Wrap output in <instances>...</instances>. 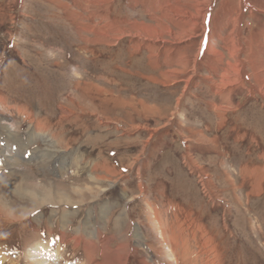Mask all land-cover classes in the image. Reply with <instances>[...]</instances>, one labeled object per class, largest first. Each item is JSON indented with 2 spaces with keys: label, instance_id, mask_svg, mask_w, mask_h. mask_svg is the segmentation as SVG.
<instances>
[{
  "label": "rangeland",
  "instance_id": "374dc122",
  "mask_svg": "<svg viewBox=\"0 0 264 264\" xmlns=\"http://www.w3.org/2000/svg\"><path fill=\"white\" fill-rule=\"evenodd\" d=\"M92 1L0 0V264H264V0ZM36 184L100 217L94 256Z\"/></svg>",
  "mask_w": 264,
  "mask_h": 264
},
{
  "label": "bare ground",
  "instance_id": "6f19581e",
  "mask_svg": "<svg viewBox=\"0 0 264 264\" xmlns=\"http://www.w3.org/2000/svg\"><path fill=\"white\" fill-rule=\"evenodd\" d=\"M107 2H110V0H94V1H92L91 2V4L93 5H97V6H101V7H103ZM91 6V5H90ZM104 8V7H103ZM177 10V9H176ZM174 12V11H173ZM101 13V12H100ZM170 13H172L171 11H170ZM97 15V14H96ZM102 15V14H101ZM101 19H103V17L101 16ZM101 26V25H100ZM99 27V26H98ZM104 27V26H103ZM105 31V29L103 28V31H102V33ZM237 35H239V32L237 33ZM207 48V47H206ZM205 50V49H204ZM201 51V50H200ZM207 51V49L205 50V52ZM204 52V53H205ZM239 57V56H238ZM239 72V71H238ZM260 91V90H259ZM27 114V113H26ZM30 114V113H29ZM39 117H41V116H39ZM32 118V117H31ZM41 119V118H40ZM69 120V119H68ZM76 120V119H75ZM34 122V121H33ZM68 122V121H67ZM28 123H31V122H28ZM46 124V123H45ZM34 125V129H39V127H40V125H39V123H37V124H33ZM37 125L39 126V127H37ZM50 126V125H49ZM45 127V126H44ZM60 128V127H59ZM71 128V127H70ZM60 129H62V130H64L62 127L60 128ZM68 131V130H67ZM3 132V131H2ZM6 132V131H5ZM10 132V135L9 136H14V134L13 133H11V131H8L7 133H9ZM65 132H66V130H65ZM68 133V132H67ZM53 137V136H52ZM100 137V136H99ZM5 139V138H4ZM8 139V138H7ZM11 139V138H10ZM68 144V143H67ZM98 145V144H97ZM80 148V147H79ZM39 152V151H38ZM79 154V153H78ZM97 154H99V153H97ZM79 155H82L83 156V158L85 157L87 160H91L90 158H91V156H88V157H86L83 153H80ZM42 156V155H41ZM44 156V155H43ZM72 156V155H71ZM46 157H47V155H46ZM81 158V157H80ZM98 158H100V156L98 157ZM44 159H46L45 158V156H44ZM75 160V159H74ZM99 160V159H98ZM39 161V160H38ZM46 161V160H45ZM84 161H85V159H84ZM7 162V161H6ZM41 162V161H40ZM64 162V161H63ZM74 162H76V160L74 161ZM8 163V162H7ZM67 163V162H66ZM81 163V162H80ZM53 164V163H52ZM40 165V164H39ZM88 165H90L89 164V161L86 163H84V167H86V166H88ZM92 166L90 167V169L91 170H93V168L95 167V168H100V169H106V167L104 166V164H103V162L100 160L97 164H91ZM100 165V166H99ZM44 166V165H43ZM58 166V165H57ZM56 166V167H57ZM40 167V166H39ZM59 167V166H58ZM62 167V166H61ZM109 167V166H108ZM63 168V167H62ZM111 168H112V166H111ZM26 169V168H25ZM86 169V168H85ZM10 174H12V173H10ZM26 175V174H25ZM17 176V175H16ZM20 177V176H19ZM67 177V176H66ZM11 179V178H10ZM74 180H75V178H74ZM60 182V181H59ZM61 183V182H60ZM68 183V182H67ZM8 184V183H7ZM55 184H56V182H55ZM63 184V183H62ZM70 184H72V183H70ZM12 186V185H11ZM18 186L19 187H15L17 190H19L20 191V188L22 189V187L18 184ZM65 186V185H64ZM52 186H46V185H41V184H36V185H34V188H36L37 189V191H39V192H41L42 194H43V196L41 197V196H36V194L37 193H35V192H37L35 189H34V191L33 192H29V190H28V192H29V195L30 196H32L33 198H36L37 197V202H36V205L35 206H33L30 210H28V211H26L25 213L27 214V213H29L30 214V212H32L33 210H36V209H38V208H41V207H44V205H47V204H52V205H69V206H71V204L72 205H77V204H79V203H84L83 201H80V202H69V201H65V197L63 196V193H61L60 194V196H59V193L60 192H58L57 190H53V188H51ZM56 187V186H55ZM71 188H69L70 189V192L71 193H73V192H80V189L78 188V187H74V186H70ZM19 191H17V192H19ZM27 191V190H26ZM59 197V199H60V201L59 202H57V201H52V200H50L51 198H53V199H56V198H58ZM64 199V201H62ZM68 199V198H67ZM207 199V198H206ZM57 202V203H56ZM64 203V204H63ZM169 205V204H168ZM167 205V206H168ZM59 208V207H58ZM67 208V207H66ZM66 208H64V207H62L61 208V210H64V211H66ZM130 208V207H129ZM128 208V209H129ZM149 208V207H148ZM152 209V208H151ZM55 210H56V208H55ZM61 210H60V212H61ZM132 210V209H131ZM68 211V210H67ZM79 211V210H78ZM134 211V210H133ZM24 213V214H25ZM57 214H59L58 212H56ZM79 213V212H78ZM131 213V212H130ZM26 214H25V216H26ZM56 214V215H57ZM67 214V213H66ZM75 215V214H74ZM78 215V214H77ZM125 215H127V212H124V214H123V211H119L118 212V214H116V220H114V222H115V225L117 226V227H122V230H124V229H129L130 227H132L131 226V224L129 223V221H128V219H127V217L125 216ZM24 216V217H25ZM76 216V215H75ZM87 216V215H86ZM98 216V215H97ZM148 216V215H147ZM155 216V215H154ZM36 217H39V216H34L32 219H30L32 222H37L38 221V219H37V221H36ZM41 217H42V219H43V221H44V223H47V221H48V215H44L43 214V211H42V215H41ZM46 217V218H45ZM63 217V216H62ZM68 217H70V216H68ZM67 217V218H68ZM142 217V216H141ZM10 218V217H9ZM11 218H14V217H11ZM66 218V217H65ZM65 218L63 219L64 221H66L65 220ZM94 218V217H93ZM130 218V217H129ZM150 219V218H149ZM50 220V219H49ZM51 221V220H50ZM49 221V222H50ZM56 221V223H58V222H60L59 221V218H57V217H54L53 218V221L52 222H55ZM94 221H95V219H94ZM132 222V221H131ZM43 223V224H44ZM55 223V224H56ZM0 224H1V222H0ZM61 224V223H60ZM68 225V224H67ZM134 225V224H133ZM179 225V224H178ZM45 228H46V230L47 229H49V227L45 224ZM69 226V225H68ZM89 226V225H88ZM157 226H158V223H157ZM156 226V227H157ZM55 227V226H54ZM60 227H61V225H60ZM80 227V226H79ZM65 229V228H64ZM136 229V228H135ZM133 230V233H137L136 231H137V229L136 230ZM160 229V228H159ZM71 230V229H70ZM90 230V229H89ZM54 232V234H55V230L53 231ZM119 232H121V231H119ZM162 232V231H161ZM164 233V235L166 234L165 232H163ZM46 234V233H45ZM136 235V234H135ZM51 236V235H50ZM76 236V235H75ZM132 236V235H131ZM127 237V236H126ZM165 237V236H164ZM169 237H170V239L171 240H173V232L169 235ZM62 238V237H61ZM78 239V238H77ZM60 240V239H59ZM84 240V239H83ZM74 241H75V239H74ZM86 241V240H85ZM126 241V240H125ZM66 242V241H65ZM79 242H80V240H79ZM79 242H76V243H79ZM72 243V242H71ZM70 243V244H71ZM58 244V243H57ZM65 244H67V243H65ZM80 244V243H79ZM72 245V244H71ZM74 245V244H73ZM90 245V242L89 241H87V242H85V244H84V246H87V247H89V248H91V246H89ZM64 246H66V245H64ZM203 246V245H202ZM4 247H6V246H4ZM68 247H69V245H68ZM127 247V249L126 250H124V251H118L117 252V255H116V257H115V259L116 258H118V260L119 261H125L126 260V257H127V254H128V246H126ZM60 248V247H59ZM150 248V247H149ZM77 249H78V247H77ZM80 249V248H79ZM93 251H94V249L93 248H91ZM185 249V248H184ZM187 249V248H186ZM183 251V250H182ZM4 252V251H3ZM60 252V251H59ZM74 252V251H73ZM85 252V251H84ZM186 252V251H185ZM27 253V252H26ZM32 253V252H31ZM63 253V252H62ZM76 254V253H75ZM114 254H116V252L114 253ZM184 254V253H183ZM186 254V253H185ZM184 254V256H186ZM86 255V254H85ZM182 255V254H181ZM25 256V255H24ZM87 256V255H86ZM91 255L89 254L88 255V257H90ZM188 256V255H187ZM186 256V257H187ZM5 257V256H4ZM3 257V258H4ZM74 257V256H73ZM88 257H87V259H88ZM197 256L195 255V257H194V259L196 258ZM29 258H32V259H30L29 261H28V264H43V263H40L41 261H43V260H37L36 259V257H34V256H31V257H29ZM199 258V257H198ZM197 258V259H198ZM86 259V260H87ZM12 263H14L13 261H11V263L10 264H12ZM45 264H48V263H45ZM125 264V263H124ZM129 264V263H128ZM213 264V263H212ZM215 264V263H214Z\"/></svg>",
  "mask_w": 264,
  "mask_h": 264
},
{
  "label": "crops",
  "instance_id": "0c3cea01",
  "mask_svg": "<svg viewBox=\"0 0 264 264\" xmlns=\"http://www.w3.org/2000/svg\"><path fill=\"white\" fill-rule=\"evenodd\" d=\"M11 133H13V132H11ZM14 134V133H13ZM9 135H10V132H9ZM15 135V134H14ZM11 137H13V136H11ZM83 205V204H82ZM50 207L49 209H48V207ZM55 206H57V207H55ZM74 206H77V205H73V207ZM44 207H47V209L49 210L48 212H49V215H48V221H47V223H45L48 227H49V229H47V231L48 232H51V231H56V230H58V232H60L58 235H59V237H58V239L57 240H55L56 238H54V240H52L53 238L51 237L50 239H49V241L50 240H52L51 241V243H52V246H53V244L55 243V246H57L58 245V247H60L61 249H63V248H67L68 247V245H69V247H68V249H70L69 251H65L67 254L66 255H68L70 258H72L73 256H76V254H77V250H76V248L77 247H83V248H80V250L81 249H83V251H85L84 252V260H86L87 259V257H88V255L90 254L91 256H94L95 254H96V252H95V249H94V251L91 249V248H89V247H87V246H84V244H85V242H87V241H89L90 242V245L89 246H93V243H92V236L90 235L91 234V232L93 231V228H92V226H94V224H96L95 225V227L96 228H94L96 231H97V233H98V235L100 234V238H99V240H103V237L101 236V233H99L100 232V228L98 227L99 226V223H97L98 221H94V218H100V217H95L94 216V214H92V216H90V214L89 215H79V213H74V214H72L73 213V211H71V210H69V209H67L66 208V211H64V210H61V208L63 207V206H61V205H53V206H49V205H46V206H44ZM59 207V208H58ZM71 207V206H70ZM55 208H56V210H55ZM65 208V207H64ZM39 209V208H38ZM60 210H61V212H60ZM68 210V211H67ZM56 212H58L59 214H57ZM119 212V211H118ZM67 213V214H66ZM57 214V215H56ZM78 214V215H77ZM99 215H101L102 216V214H99ZM63 216V217H62ZM68 216H70V217H68ZM83 216V217H82ZM54 217H57V218H59V221L60 222H58V223H56V221L55 222H52V220H53V218ZM66 217V218H65ZM68 217V218H67ZM94 217V218H93ZM116 217V216H115ZM29 218H31L32 219V217H30L29 216ZM28 218V219H29ZM46 218V217H45ZM65 218V220L66 221H64L63 219ZM71 218V219H70ZM145 218H149V215L147 216V214H145ZM51 221H50V220ZM89 219H92L93 220V222H92V226H91V223H90V221H89ZM74 220V221H73ZM114 220H116V218L114 219ZM50 221V222H49ZM72 222H76L77 223V227L76 228H73L74 230L72 231V233H71V230H70V228L68 229L67 228V226L69 225V227H71V224H72ZM56 223V224H55ZM61 223V224H60ZM113 223H114V225H115V222L113 221ZM40 224V223H39ZM68 224V225H67ZM60 225H61V227H60ZM89 225V226H88ZM55 226V227H54ZM73 226V225H72ZM80 226V227H79ZM63 227H65V229H66V231H63ZM114 227V226H113ZM59 228V229H58ZM90 229V230H89ZM63 232H68V233H70V237H69V239H66L65 238V236H63L62 234H63ZM56 233V232H55ZM51 234H54L53 232H51ZM134 234H136V233H134ZM133 234V235H134ZM76 235V236H75ZM48 236V235H47ZM54 236V235H53ZM90 236V237H89ZM49 237H50V235H49ZM62 237V238H61ZM99 237V236H98ZM78 238V239H77ZM127 238H130V235H128L127 236ZM60 239V240H59ZM75 239V241H78L79 242V240H80V244L79 243H77V245L78 246H76V244L72 241V240H74ZM84 239V240H83ZM86 240V241H85ZM66 241V242H65ZM72 242V243H71ZM58 243V244H57ZM65 243H67V244H65ZM72 245H71V244ZM74 244V245H73ZM51 245V244H50ZM64 245H66V246H64ZM57 247V248H58ZM130 248V247H129ZM103 250V249H102ZM126 250V249H125ZM74 251V252H73ZM82 251V250H81ZM64 252V253H65ZM99 252H100V250H99ZM76 253V254H75ZM87 256H86V255ZM72 256V257H71ZM79 256V255H78ZM129 256H130V258H129ZM132 256H134V254L132 253V255H128L127 254V257H126V261H129V260H131V258H132ZM77 257V256H76ZM90 257H88V259H89ZM93 258V257H92ZM73 259H77V258H73ZM87 259V260H88ZM130 263V262H129ZM128 264V263H127Z\"/></svg>",
  "mask_w": 264,
  "mask_h": 264
}]
</instances>
